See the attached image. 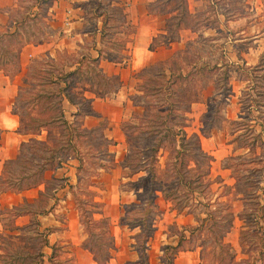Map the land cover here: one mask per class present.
I'll use <instances>...</instances> for the list:
<instances>
[{"label":"rangeland","instance_id":"374dc122","mask_svg":"<svg viewBox=\"0 0 264 264\" xmlns=\"http://www.w3.org/2000/svg\"><path fill=\"white\" fill-rule=\"evenodd\" d=\"M15 1L16 5L12 6L10 10V20L14 25L11 29L16 26L18 37L0 43V62L2 60L4 68L9 71L7 74L0 68V74L8 75L16 85V92L7 108L16 115L18 125L15 130L21 134L18 142L13 145L15 153L9 158L16 157L20 144L31 143L30 137L45 138L46 127L51 125V131L57 133L58 127L63 125L59 120L62 117L61 109L63 117L80 127L82 131L81 139H76L79 155L83 158L82 168L78 169L80 161L73 155L72 150H68L69 154H64L65 160L63 161L70 160L75 168L76 181L68 184L67 193L71 196L78 216L76 195L82 200L90 202L93 198L100 201L99 197H102L103 194L109 196L110 190L123 193V196L120 195L122 214L118 220L120 224H126L125 227L131 232L122 234L124 237L119 234L120 243H117L118 246L114 244L115 247L112 250V256L115 257L112 259L113 264H166L163 246L166 244L177 245L184 225H194L198 222L196 214L206 216L205 210L208 206L196 203L197 199L202 201L209 199L210 207L217 210V213L225 209L216 199L230 201V209L233 211L234 217L232 226L224 227L219 224L217 228L196 229L193 233L189 231V226H186L187 228L184 229L186 238L181 242L184 249L178 250L175 254L174 264H206L200 253L203 244L207 246L209 255L214 259H220L223 264H230L234 260L242 261L245 257L255 259L259 264L261 260L257 257L256 251L259 239L253 233L254 226L247 225L245 227L249 230V235L244 238L243 242H240V229L242 223L249 220L250 213L254 212L256 207L255 198L246 195L247 198L244 199L242 189H252L253 186L249 184L254 181V184L262 186L257 190V193L260 199H264V167L262 166L264 161V0H216V6L206 5V3L199 5L192 14L181 20L177 14L164 16L151 38V41L153 40L155 43V48L151 51L152 55L149 60L134 71L128 70V75L124 78H116V76L111 80L104 79L97 72V69L100 70L102 67L97 65L92 60L93 56L88 54V49L92 44L90 33H87L89 35L85 36L76 51L68 52V56L62 52L64 49H58L50 54L53 41L60 36L59 27L57 24L55 26L51 20L58 19L57 17L62 15L63 9L67 6L76 7V10L85 16L87 31H91L94 26L98 27L102 20H105L104 40L100 44L102 57L104 59L111 57L112 60H115V56L119 54L126 65L129 61V53L126 50L129 46H125L128 43L126 35L129 37L128 32L134 30V25L128 23L124 5L115 0ZM57 2H59L58 5H56ZM150 3L151 9L157 10L165 5L163 0H152ZM178 20L179 28L176 27ZM3 27L0 26V28ZM25 40L34 44L47 43L46 45H48V42L52 43L46 50L21 58L20 52L19 56L16 55L18 51L16 47ZM48 55L59 58L52 61L49 60ZM88 57L92 58L89 60ZM168 58L172 59L173 67L176 70L181 68L184 72L189 68L194 71L202 64H205L206 67L217 64L216 68L206 71L204 76L195 70L190 76L191 81L186 84L185 81H181L175 85L179 91L177 93L189 95L191 99V102L186 105L188 108L186 119L182 120L179 117L177 119L186 124L184 127L188 135L192 133L199 135L201 148L212 156L208 165L201 163V168L208 171V176L213 182L211 188L206 189V198H203L200 193L194 192L197 197L194 199L195 203L190 207L181 208L179 212L177 209L172 212L170 201L160 200L163 212L154 216L153 224H151L153 230L148 231V235H145L144 228L134 224V222H138L137 218L129 220L125 215L126 211L132 217L140 215L139 210H132L136 207L133 203L137 200L135 188L138 187V191H142V188L148 183L145 179L138 184L140 176L146 173L144 167L150 160L149 147L153 145L159 133L154 129L161 126L160 123H157L159 120L154 118L155 107H151V112H146L145 108L148 106H145L144 103L147 101L160 103L162 101L163 91L156 90L157 85L163 86L164 83L158 66L161 65V61H166ZM69 59L75 61L74 64H68ZM77 60L81 63V70L72 78L73 84H75L70 89L74 92L72 98L75 102H72L66 96L60 95L62 97L60 98L55 90L57 83L50 79L61 67L66 70L75 68ZM144 66H151L141 71L144 75L151 76L150 79L147 78V81L145 77L138 76L141 73L140 69ZM225 71H228L229 74L226 79L223 78ZM144 80V85L148 87L145 90L140 85V83H144ZM226 82L232 88L230 93L223 92ZM149 83L150 85H148ZM60 85H64V81H61ZM92 90L97 93H93ZM101 91L106 93L98 99L99 103L105 100L107 105L111 104V107L105 110L108 112L106 114L99 112V109H96L95 104L92 103L93 97H99ZM86 95H91L92 98H86ZM116 95H119L121 101L115 105L113 101H115ZM134 111L141 114L134 115ZM112 120L118 121L121 129L122 137L119 145H116L117 141L113 137L106 135V128ZM42 123L41 129L36 132L37 127ZM4 130V127L0 125V149H2L5 140V135H2ZM24 130L29 132L23 133ZM151 130L153 131L150 132ZM251 142L253 144H250ZM28 148V146L25 147L26 155L35 156ZM173 153L172 144L168 149H159L156 163L157 172L163 183H172L168 184V187L174 189L173 196L180 200L187 196L186 189L182 186H174L175 175H165L163 171L165 166L173 160ZM1 157L0 173L5 160L9 159L1 160ZM124 163L128 165H123ZM190 164L194 165V162L191 161ZM238 173L241 176L239 178L235 177ZM78 176L81 178L79 179ZM46 182L48 185L52 184ZM34 189H29V193L37 194ZM224 189L227 194L220 195ZM90 190L91 192H89ZM236 190L239 191L238 194H236ZM5 192L14 191H0V202L3 201V205H6L4 202H11L14 199L13 194L9 198L4 195ZM94 192L97 195H94ZM112 194L111 196H113ZM19 197L21 196L19 195ZM160 198L163 196L161 192H158L157 201ZM100 202L101 205L98 208L99 211H103L104 202ZM85 205L89 209H97V206ZM187 210L189 211L187 212ZM241 213L245 218H240ZM4 215H6L4 220L10 223L8 221L9 212L4 210L0 216ZM0 221L2 231L4 226L1 219ZM28 221L22 220L19 223ZM94 225L98 226L96 223ZM94 225L93 227H95ZM81 228L82 233L86 235L83 243H80L81 246L86 247V242L94 243L95 239L88 235L82 223ZM39 229L41 230V228ZM13 231L15 230L10 232L16 233ZM42 231L35 234L34 230H22V233L32 235L27 238L9 237L1 234L0 243L4 247L0 248V264L17 262V260L24 264L25 260L23 261L22 258L15 259L19 254L16 251L17 246L24 252L35 250L34 247L47 237L50 228H43ZM8 232L9 229L5 230V233ZM2 238L7 240L4 241ZM221 241L229 243L231 254L224 251L218 254ZM10 243H13L14 246ZM54 244L58 245V248L55 250L57 255L53 264H89L78 261V258L86 260L87 257L78 252V247L74 243H63V246L60 243ZM124 244H127L126 248L122 247ZM243 245L247 247V252L243 250ZM71 246H75L77 249L75 248L73 251ZM129 246L132 247L129 248ZM128 250H133L135 258L127 259L124 263H116L118 256L123 258L127 254L129 255ZM249 252L250 257L248 256ZM75 259L77 262H74Z\"/></svg>","mask_w":264,"mask_h":264},{"label":"trees","instance_id":"16d2710c","mask_svg":"<svg viewBox=\"0 0 264 264\" xmlns=\"http://www.w3.org/2000/svg\"><path fill=\"white\" fill-rule=\"evenodd\" d=\"M45 1V0H44ZM174 9H178L177 15L179 20L183 19L185 16L190 14L187 0H178V4ZM176 15V16H177ZM179 20L176 22V27L179 28ZM105 23V20H104ZM184 21V25H185ZM12 22H10L5 25L3 28H0V43H4L9 41L10 39H16L18 37V32L16 30V26L11 29ZM126 40H128L126 38ZM28 40H25L24 42H21L17 47V56H19L20 49L22 45L27 42ZM150 49L155 48V43L152 40L149 44ZM3 48V46H2ZM4 50V49H3ZM64 54L68 56V52L66 50L62 51ZM60 53V51H59ZM59 53L57 54L59 56ZM4 54V52H3ZM115 60H122L121 55H116ZM49 60L56 61L59 57H53L51 55H48ZM89 60L92 57H88ZM111 59V57H109ZM93 61H95L98 64V57H93ZM75 62V61H74ZM73 61L69 59L68 64L71 65V63L74 64ZM2 60L0 62V68L4 70L7 74L9 71H7L6 68L3 66ZM161 65L159 67V73L160 76L163 78L164 83L162 85H157L158 88L156 90L160 91L162 90V101L160 103L158 102H145L144 105L148 106V108H145L146 112H151V107H155L156 110H154V118L158 119L161 126L157 129H154V131H158L159 133L156 136L155 142L153 145L149 147V163L144 167L146 173L140 176V181L138 184L141 183V181H144L147 179L148 183L145 185V187L142 188V191H138V187H136L137 192V200L134 201V207L132 210H139L140 215L137 217H132L128 215L126 211L125 217L129 220H133L137 218L138 222H134L136 225H140L146 233L145 235H148V231L153 230V221L154 216L161 213V207L157 201L158 192H161L163 198L165 200H168L171 202V209H177L179 212L181 208L190 207L193 203H195L194 199L195 197L194 192L200 193V195L203 198H206V189L211 188L212 180L208 176V171L201 168L202 164H209L210 160L212 159V156L205 151L200 146L199 141V135L197 133H192L191 135H188L186 129H185V123L180 121V119L185 120L186 119V112L188 111L187 104L191 102V99L189 95L186 94H179L177 92L178 89L175 85L177 83H181V81H185V84L188 83V81H191L192 78H190L191 75H193V72L198 71V73H202L204 76V73L206 71H209L210 68H216L217 64H213L212 66H207L205 64L200 65L199 68L195 69L194 71H191V69H187L185 72L183 69L176 70L173 67L172 59L168 58L166 61H161ZM81 63L79 60H77V64H75V68L66 70L64 67H61L58 72L54 73L53 76H56L55 78L51 76V81L56 82L57 86L55 88L56 92L60 96H66L70 101L75 102L73 97L74 92L70 91L71 87L75 86L73 84V77L78 74V72L81 70ZM155 65V64H153ZM152 66V65H151ZM151 66H144L140 69V72L144 69L150 68ZM6 70V71H5ZM98 73L106 80H111L113 76H107L104 74V72L100 69H97ZM223 78L226 79L229 74L228 71L223 73ZM139 77H145V80L147 81V78H151V76L144 75L142 72L139 73ZM144 79V78H143ZM68 80V81H66ZM144 83H140L144 87V90L148 87ZM64 81V85H60V82ZM183 83V82H182ZM205 84V83H204ZM203 84V85H204ZM150 85V83L148 84ZM183 85V84H182ZM225 89L223 92L230 93V90L232 89L230 87V84L226 82L224 84ZM142 87V88H143ZM105 89V88H104ZM103 89V90H104ZM54 92V91H52ZM92 92H95V90ZM105 91H101L99 95L103 96ZM60 96V98H62ZM88 98V97H86ZM60 114H62V117H60V122L63 124L62 126L58 127V132L53 133L49 127H46L47 134L46 137L43 139H37L35 137H30L31 143H27L24 145L20 144L19 152L17 153L16 157L9 158L5 160L4 167L2 169V172L0 173V191H6V190H13L16 192L28 189L30 187L38 186L41 183H44L46 181L52 183L46 184L44 189L39 190V194L37 197L33 199H27L24 198L21 202L17 204H12L11 206L8 205H2L0 207V215L4 210L9 212L8 221L10 223H7L5 221L4 216H0V219L2 220V224L4 226V230L0 232L1 234H4V236L9 237H32V235H27L26 233H22V230H34L36 233L43 232L42 229L39 228V220L37 218L38 214L45 213L49 210V208L46 207L48 204V199L53 195L54 189L58 186L63 185V181L65 177H54L52 176L51 179H46L45 172L47 169L58 167L62 164V162L65 160L64 154L68 153V150L73 151V155L79 158V166L78 169H81L83 166V158L79 155V148L76 143V139H81L82 131L80 127L76 126L75 124L69 122L66 118L63 117L62 110L60 109ZM134 115L141 114L139 112L134 111ZM143 116V115H142ZM141 116V118H142ZM179 117L180 119H177ZM40 124L37 127V131L41 129ZM151 130L150 132H152ZM28 130H24L23 133H28ZM172 144V147L174 149L173 153V160L168 163L164 168L165 175L173 174L175 175L174 180V186L180 187L186 189L187 196L185 198H182L180 200H177L174 195V189H171L168 187V184L172 183H163L161 177L159 176V173L157 172V160H158V151L160 148H166L168 149L169 145ZM250 144H253L252 142ZM28 146V150H30L31 153H33L35 156H27L25 147ZM247 146V145H246ZM254 160V159H252ZM193 161L194 165H191L190 162ZM16 165V166H15ZM100 165H103V163H100ZM123 165H128L127 163H124ZM18 166V168H17ZM262 166L264 167V161L262 163ZM21 170V171H19ZM79 174V172H78ZM235 177L239 178L241 177L240 174H236ZM79 178V176H78ZM81 178V177H80ZM79 178V179H80ZM78 179V180H79ZM56 181V182H54ZM56 185H53L54 183ZM172 182V181H171ZM250 186H253L252 189H242V192L244 193V199H246V195L250 198H255V209L254 212L250 213L249 220L244 221L242 223L241 229H240V242H243L244 238H247L249 235V230L245 227L247 225L254 226L253 233L255 236L259 239V244L256 247L257 251V257L261 260L259 264H264V199H260L259 195L257 193V190L262 188L259 184H254V181L249 184ZM255 185V186H254ZM248 186V185H247ZM91 192V190L89 191ZM93 192V191H92ZM239 191L236 190V194H238ZM227 194V191L225 189L223 190V193L220 195ZM94 195H97V193L94 192ZM219 197V196H218ZM76 201H77V208L79 210V220L82 224H84V227L86 229V232L92 239H95L94 243H85L86 248H88L93 254L94 258L97 261L98 264H106V262L109 260V258L112 256V250L114 249V240L113 236L110 230V219L107 216H100L95 217L94 212L99 211L98 206L101 205L100 201L95 200L94 198L92 201H85L79 198L76 195ZM249 199V198H248ZM219 201L220 206L225 209L224 211H220V213H217L215 209H212L210 207L211 201L209 199L202 201L201 199H197L196 203L203 204L205 206H208L205 210L206 216H200L199 214H196V219L198 222L194 225H184V229L187 228L186 226H189V231L193 233L198 230H202L204 228L206 229H213V227L217 228V226L223 225L224 227H231L233 223V211L231 208L230 201H225L223 199H216ZM85 204H91L94 206H97V209H89L86 207ZM219 208V207H218ZM189 210H187L188 212ZM133 212V211H132ZM28 214L30 216V219L26 223L18 224L15 222V218L20 216ZM241 213L239 216L240 218H243L244 216ZM245 218V217H244ZM7 220V219H6ZM96 223L98 226H95ZM128 223V221H127ZM93 225L95 227H93ZM101 227V228H100ZM96 228H99V230H96ZM8 233H5V230L8 231ZM49 229V228H48ZM183 231L180 233V237L178 239L177 245H170L166 244L163 246V254L166 258V264H174V256L177 253L178 250L184 249V246L182 245V240L186 238V234ZM15 230L12 233L10 231ZM212 231V230H211ZM142 232V235H144ZM4 241L7 240L5 238H2ZM102 240V241H101ZM106 240V241H105ZM9 242V241H8ZM48 240L45 237L43 241L35 246V250L33 251H22L20 247L17 246L16 251L19 253L15 259L22 258L23 261L25 260L24 264H44V258H43V250L42 247L44 244H47ZM13 245V243H10ZM242 244V243H241ZM14 246V245H13ZM4 247L0 243V248ZM16 247V246H15ZM56 248H58V245L53 244L52 245V252L49 257L50 263L53 264V260L57 253L55 252ZM246 248L243 245V250L246 251ZM171 250V251H170ZM226 252L227 254L230 253V247L229 243H222V241L219 243V251L218 254ZM201 258L204 263L206 264H223L220 259H214L212 258L209 253L206 245H202L200 249ZM248 256L250 257V252L248 253ZM30 258V259H29ZM7 264H21L18 260L17 262H8ZM230 264H257L255 259L250 258H243L242 261H233Z\"/></svg>","mask_w":264,"mask_h":264},{"label":"crops","instance_id":"0c3cea01","mask_svg":"<svg viewBox=\"0 0 264 264\" xmlns=\"http://www.w3.org/2000/svg\"><path fill=\"white\" fill-rule=\"evenodd\" d=\"M116 2H119L120 4L124 5V11L126 18L128 19V23L134 25V30L132 32H128V36L126 35L127 44L125 46H129L128 49V64L124 65L123 60H112L109 57H105V59L102 57V48H100V44L102 43V40H104V20H102L101 24L97 27L94 26L91 31H87L85 29V23L86 18L83 14L78 12L76 7L73 6H67L63 9L62 15L60 17H57L58 19H52V23L57 24L60 30V36L53 41L52 47H50L51 43H32V42H25L20 50V56L21 58L27 57V55L36 54L39 51L46 50L47 48H52L50 51V54H52L54 51L58 49H64L67 52L76 51L77 47L81 45L83 42V39H85V36L89 35L87 33H90L92 44L90 46V49H88V54L97 57L99 54L101 55L98 58V64L101 68V70L104 72L107 76L113 77H121L124 78L128 75V70L134 71L135 69H138L142 64L146 63L150 56L152 55V52L154 49H150L149 44L151 42V38L153 36V33L156 31L158 26H160L161 20L164 18V16H167L168 14H177L178 9H174L177 4L178 0H163L165 1L164 7H159V9H151V1L152 0H115ZM206 5L207 4H213V6H216V0H187L188 8L190 11V14L193 13V10H196V8L200 5ZM59 2L56 3L58 5ZM16 5L15 0H0V26L3 27V25H7V23L11 19V13L10 10L12 9V6ZM59 7V6H58ZM57 7V8H58ZM62 9V7H60ZM163 14V15H162ZM189 14V15H190ZM59 16V13H58ZM170 18V17H169ZM229 18V17H228ZM63 32V33H62ZM132 33V34H131ZM63 34V35H62ZM257 38V36L252 35ZM260 36V34H259ZM40 42V41H39ZM95 45L94 47L92 45ZM129 44V45H128ZM125 50V49H124ZM121 83V80H120ZM16 92V85L14 82L8 77V75H1L0 74V125L4 127V133L5 140L4 144L2 146V149H0V157L1 160H4L5 158L11 157L15 153V145L18 140L19 136L21 135L19 132H17L15 129L18 125V119L16 118V115L8 110L9 104L12 102V96ZM94 93V92H93ZM88 98H92L91 95H86ZM103 96L99 95L96 97H93L92 103H94V107L96 109H99V112H102L104 114L108 113L105 110L109 107H111V104L107 105V102L104 100L101 103H99L98 99L102 98ZM103 100V99H102ZM109 100V98H107ZM111 100V99H110ZM115 101L114 104H119L121 100H119V95H116L114 98ZM1 106H6L2 108ZM2 108V109H1ZM101 114V113H100ZM114 118V117H113ZM115 119V118H114ZM118 121H110L107 128H106V135H109L110 137H113L115 141H117L116 145L120 144L121 139V129L119 127ZM7 129V131H6ZM2 136V137H3ZM1 162V161H0ZM73 162V161H72ZM74 163V162H73ZM125 167V166H124ZM118 169V168H117ZM115 169V170H117ZM108 174L107 172H105ZM65 177L63 181V185L58 186L54 189L53 195L48 199V204L46 205L49 210L45 213L38 214L37 218L40 222L39 227L41 229L43 228H50V231L47 233V244H44L42 247L43 250V258L44 263H50L49 257L52 252V245L54 243H60L63 246V243H74L76 247H78V252L82 254V256H86L87 259H80L78 258L79 262H86L89 264H98L97 261L94 258L93 253L86 247H82L80 243H83V240L85 238V234L82 233L81 223L79 220L78 212L76 208H74L73 201L71 199V196L67 193V187L69 183H74L76 181V174H75V168L74 165L71 164V161L68 160V162H63L60 166L48 169L45 172L46 179H49L50 177ZM103 177V176H102ZM47 182L41 183L38 186L32 187L35 188L34 190L37 192V194H31L29 193L28 188L19 192H5L4 195L11 197H14L11 202H4L6 205H12L17 204L21 202L24 198L27 199H33L38 196L39 190L44 189ZM110 190V189H108ZM28 193H25L27 192ZM105 191V190H104ZM111 193H113L111 196ZM109 196L103 194L102 197H99V200L104 202L103 204V211H97L94 212L95 217L100 216H107L111 220L110 224V230L112 233V236L114 237V244L118 246L117 243H120L119 241V234H121L122 237H124L122 234H129L131 231L127 230L125 227L126 224H120L119 223V217L122 214V211L120 209V195L123 196V193L121 191H113L110 190ZM19 195L21 197H19ZM114 198V201L112 199ZM160 200H163L166 202L164 198L159 199V204L161 207H163L160 203ZM3 202V201H2ZM0 202V205H3V203ZM163 212V208H162ZM172 212H175L174 209ZM61 213V214H60ZM62 216V217H60ZM64 217V218H63ZM30 216L28 214L20 215L15 218L16 223H21L22 220L27 221L29 220ZM1 222V221H0ZM19 223V224H20ZM23 223V222H22ZM1 231V228H0ZM128 243H130L128 241ZM127 244L122 245V247L126 248ZM61 246V247H62ZM75 246H71L73 248L72 250H75ZM132 246H129L131 248ZM77 249V248H76ZM126 250V249H125ZM64 251H67V249H64ZM70 253V252H67ZM129 255L127 254L123 258H119V263H124L127 261V259L133 260L135 258V254H133V250H128ZM70 255V254H69ZM93 256V257H92ZM79 257V256H78ZM115 258L113 256L110 257V261H107V264H113L112 259ZM120 259V260H119ZM57 260V257H56ZM77 262V259L74 260V262Z\"/></svg>","mask_w":264,"mask_h":264}]
</instances>
